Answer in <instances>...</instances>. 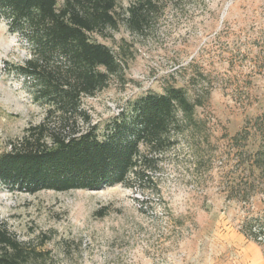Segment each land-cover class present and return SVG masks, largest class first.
Masks as SVG:
<instances>
[{
  "label": "rangeland",
  "instance_id": "374dc122",
  "mask_svg": "<svg viewBox=\"0 0 264 264\" xmlns=\"http://www.w3.org/2000/svg\"><path fill=\"white\" fill-rule=\"evenodd\" d=\"M136 1H118L117 29L91 33L124 71L82 97L91 121L80 115V131L95 125L107 137L139 97L170 84L203 101L205 131L175 134L165 152H149L155 165L99 190L30 193L0 181V225L34 248L35 264H264V170L252 175L242 160L259 146L253 121L264 115V0H154L142 29L128 21ZM34 31L0 4V153L62 115L17 70L38 56ZM247 125L249 138L235 143ZM252 218L256 241L243 232Z\"/></svg>",
  "mask_w": 264,
  "mask_h": 264
},
{
  "label": "trees",
  "instance_id": "16d2710c",
  "mask_svg": "<svg viewBox=\"0 0 264 264\" xmlns=\"http://www.w3.org/2000/svg\"><path fill=\"white\" fill-rule=\"evenodd\" d=\"M118 1L63 0L59 5V0H0L14 19H26L35 29L38 56L18 65L17 70L36 77L40 83L37 97L52 103L62 114L57 125L32 126L10 150L0 153L2 183L30 193L43 189L99 190L126 183L128 175L139 173L143 165H155L157 159L149 152H165L175 144V134L205 131L206 122L196 116L203 101L191 99L183 86L173 84L162 92L150 91L139 97L131 117L121 113L107 137L101 139L95 125L80 131V115L91 121L81 108L82 97L95 95L108 86L111 75L124 71L112 49L91 38V33L105 34L109 27L118 28ZM155 4L154 0L134 2L128 8L131 27L142 29ZM56 57L64 60L55 62L52 59ZM263 117L258 115L253 121L260 135L259 146L249 158L242 159L252 175L264 170ZM250 134L247 125L232 140L241 144ZM227 197L239 199L240 195ZM253 220L247 219L243 232L256 241L261 234L254 230ZM35 254L34 248L0 225V264H35Z\"/></svg>",
  "mask_w": 264,
  "mask_h": 264
}]
</instances>
